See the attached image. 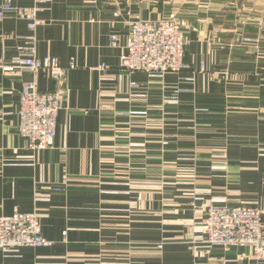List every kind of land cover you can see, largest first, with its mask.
Here are the masks:
<instances>
[{"label": "crops", "instance_id": "obj_1", "mask_svg": "<svg viewBox=\"0 0 264 264\" xmlns=\"http://www.w3.org/2000/svg\"><path fill=\"white\" fill-rule=\"evenodd\" d=\"M14 3L42 23L0 18V215L37 212L51 245L0 250V264H264L205 241L209 206L264 210V0ZM169 17L187 38L185 69H124L131 23ZM31 45L75 65L41 151L19 133L20 94L35 77L41 91L61 86L16 73Z\"/></svg>", "mask_w": 264, "mask_h": 264}, {"label": "built area", "instance_id": "obj_2", "mask_svg": "<svg viewBox=\"0 0 264 264\" xmlns=\"http://www.w3.org/2000/svg\"><path fill=\"white\" fill-rule=\"evenodd\" d=\"M15 0H0V18L14 13L22 18L30 31L42 23L37 6H19ZM40 1V0H39ZM29 39L34 44V37ZM118 35L110 36L113 46ZM248 40V39H246ZM187 38L180 23L174 17L161 19H137L131 23L121 64L130 72L142 71L153 78H162L170 72L185 69ZM31 45L28 51L14 58L16 73L29 69L44 72L58 81L61 88L53 92L39 89L37 79L26 83L21 91L18 118L19 133L31 151H41L53 146L57 118L65 90L62 88L74 63L61 65L56 57L39 58ZM132 82V85H136ZM2 112L0 111V115ZM264 210L251 205H211L205 219V241L210 246L250 247L258 260L264 259ZM51 242L42 235L37 212H21L0 215V250L9 251L21 247L49 246Z\"/></svg>", "mask_w": 264, "mask_h": 264}]
</instances>
